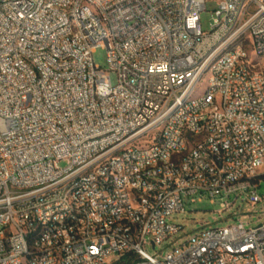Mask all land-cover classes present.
Segmentation results:
<instances>
[{
    "label": "built area",
    "instance_id": "2783aa9c",
    "mask_svg": "<svg viewBox=\"0 0 264 264\" xmlns=\"http://www.w3.org/2000/svg\"><path fill=\"white\" fill-rule=\"evenodd\" d=\"M208 1L0 0V264H264V221L172 222L264 200V0Z\"/></svg>",
    "mask_w": 264,
    "mask_h": 264
},
{
    "label": "rangeland",
    "instance_id": "374dc122",
    "mask_svg": "<svg viewBox=\"0 0 264 264\" xmlns=\"http://www.w3.org/2000/svg\"><path fill=\"white\" fill-rule=\"evenodd\" d=\"M216 7V2L209 0L206 3V9L200 15L201 27L207 31L212 23L213 10ZM94 65L100 67L102 70H107L106 52L104 49L98 48L92 54ZM110 80L113 84L116 82L114 73H109ZM208 77H203L195 90L194 97L204 89ZM58 166L60 168L66 167V162L61 161ZM259 196L264 197V181H262L260 188L257 190ZM237 194H231L229 202H233ZM184 213L173 217L172 222L184 226L183 234L190 235L193 230L200 228L201 223H208L210 226L223 227L234 223V220H240L246 228L254 227L264 221V200L261 203L250 205L246 201V197L240 196L236 199L233 207L226 212H221L218 200H212L209 197H203L200 202L198 198H194V202L190 198L184 200ZM181 234L180 236H183ZM148 254H164L168 248L162 246L161 248L152 249L150 246L145 247ZM118 258H112L108 264H122L119 263Z\"/></svg>",
    "mask_w": 264,
    "mask_h": 264
},
{
    "label": "trees",
    "instance_id": "16d2710c",
    "mask_svg": "<svg viewBox=\"0 0 264 264\" xmlns=\"http://www.w3.org/2000/svg\"><path fill=\"white\" fill-rule=\"evenodd\" d=\"M119 263L122 264H133V257L131 255H123L119 259Z\"/></svg>",
    "mask_w": 264,
    "mask_h": 264
}]
</instances>
